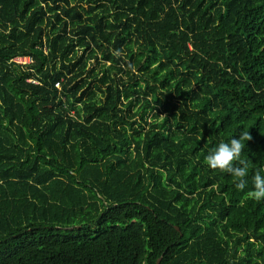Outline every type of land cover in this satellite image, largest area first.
<instances>
[{
	"label": "trees",
	"instance_id": "obj_1",
	"mask_svg": "<svg viewBox=\"0 0 264 264\" xmlns=\"http://www.w3.org/2000/svg\"><path fill=\"white\" fill-rule=\"evenodd\" d=\"M257 168L264 0H0V264H264Z\"/></svg>",
	"mask_w": 264,
	"mask_h": 264
},
{
	"label": "clouds",
	"instance_id": "obj_2",
	"mask_svg": "<svg viewBox=\"0 0 264 264\" xmlns=\"http://www.w3.org/2000/svg\"><path fill=\"white\" fill-rule=\"evenodd\" d=\"M165 115V114H162ZM252 140L248 130L233 136L227 142L221 141L211 148L204 157V162L210 169H219L230 174L234 178L237 189L246 187V177L249 173L247 160L241 159V153L246 147L245 142ZM253 189L246 193L247 198L260 201L264 199V168H257L252 176Z\"/></svg>",
	"mask_w": 264,
	"mask_h": 264
},
{
	"label": "built area",
	"instance_id": "obj_3",
	"mask_svg": "<svg viewBox=\"0 0 264 264\" xmlns=\"http://www.w3.org/2000/svg\"><path fill=\"white\" fill-rule=\"evenodd\" d=\"M30 59H31V58H30L29 55H25V54H16V55H15L14 57H12L10 60L13 61V62H15V63H18V64L21 65V63L18 62V60H27L26 62L29 63V62H30ZM26 62H23V61H22L23 64H27ZM25 79H26V78H25ZM53 84H54L57 88H59V86H60V84H59V80L54 81Z\"/></svg>",
	"mask_w": 264,
	"mask_h": 264
},
{
	"label": "rangeland",
	"instance_id": "obj_4",
	"mask_svg": "<svg viewBox=\"0 0 264 264\" xmlns=\"http://www.w3.org/2000/svg\"><path fill=\"white\" fill-rule=\"evenodd\" d=\"M14 56H15V55H13L12 57H14ZM12 57H11V58H12ZM11 58H10V59H11ZM31 60H32V59H30V61H31ZM22 61H23V62H26L27 60H18V62H20L21 65H22L24 68H26L27 64H23ZM26 63H27V62H26ZM26 80H27V81H33V82H36L35 79H33L32 77H29V76L26 77ZM59 84H60V83H59ZM77 103H78V102H75L74 105H76ZM70 110H72V109H70ZM79 114H80V111H78V115H79Z\"/></svg>",
	"mask_w": 264,
	"mask_h": 264
},
{
	"label": "water",
	"instance_id": "obj_5",
	"mask_svg": "<svg viewBox=\"0 0 264 264\" xmlns=\"http://www.w3.org/2000/svg\"><path fill=\"white\" fill-rule=\"evenodd\" d=\"M175 228H177V227L175 226ZM158 260H159V258L156 259V262H158Z\"/></svg>",
	"mask_w": 264,
	"mask_h": 264
}]
</instances>
